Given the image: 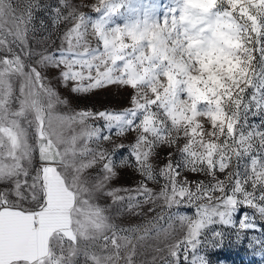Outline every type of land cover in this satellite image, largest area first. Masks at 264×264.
I'll use <instances>...</instances> for the list:
<instances>
[{"label": "snow or ice", "instance_id": "obj_1", "mask_svg": "<svg viewBox=\"0 0 264 264\" xmlns=\"http://www.w3.org/2000/svg\"><path fill=\"white\" fill-rule=\"evenodd\" d=\"M84 6L97 18L71 0H57L52 24L71 20L61 46L33 52L28 34L35 31L38 0H29L26 15H17L13 0H0V19L7 7L16 22L15 32L0 26V48L7 50L0 56V184L6 185L0 190V264H80L81 257L83 264H137V241L152 232L172 241L154 249L164 253L159 264H211L205 249L223 246L224 227L242 242L243 233L260 227L257 218L264 223V118L248 124L250 112L264 117V0H171L162 22L158 0ZM122 8L124 22L115 23ZM33 56L39 57L35 64L24 63L22 57ZM49 67L77 95L130 88L131 106L59 113L65 101L43 75ZM13 76L21 78L18 92ZM113 130L116 136L136 132L127 146L132 160L124 157L120 166H134L148 181L163 180L159 191L144 180L132 188L108 187L118 175L114 155L125 148L103 147ZM161 146L175 151L157 172L152 159ZM37 155L33 171L25 163ZM97 166L89 187L84 173ZM184 172L207 180L189 181ZM101 195L126 202L129 212L162 200V211L146 226L118 227L94 202ZM181 206L193 214L181 213ZM242 207L253 211L237 222ZM260 231L248 237V247L264 258V227Z\"/></svg>", "mask_w": 264, "mask_h": 264}, {"label": "rangeland", "instance_id": "obj_2", "mask_svg": "<svg viewBox=\"0 0 264 264\" xmlns=\"http://www.w3.org/2000/svg\"><path fill=\"white\" fill-rule=\"evenodd\" d=\"M14 5L16 7L17 15L20 13H25L26 15V7L29 0H13ZM72 4L79 8L80 12L88 13L89 18H97V13L93 12L90 7H85L84 5H92L96 4L97 0H71ZM119 2V0H116ZM135 3L136 0H133ZM161 5V9L156 13V18L161 22L163 21V5L171 3V0H158ZM40 9L34 11V19L32 24L35 27V31H30L28 34V42L31 46L33 52H39L41 50H47L48 52H53L61 46L60 37L63 35L66 28L71 23V20H66L64 23H61L57 26L52 24V7L56 5L57 0H38ZM80 6V7H79ZM67 13V9L62 10ZM124 15H115L113 20L115 23L123 24L125 15H127V9L122 8L120 10ZM7 20V23H5ZM0 26H3L5 32H7L8 28H12L13 32L16 31V22L13 20V17L9 14L7 7L5 11V17L0 19ZM114 26V25H110ZM31 27V26H30ZM11 39V38H9ZM95 42L93 41V45ZM16 51H20V49H16ZM7 50L0 48V56L6 55ZM25 64H35L36 60L39 59L38 56H33L31 59L24 58ZM26 71V69H25ZM43 75L46 77L47 81L50 83L51 87L58 93L59 97L65 101V103L57 106V111L59 113H70L85 107L94 108L95 110H100V108H109L111 110L120 111L124 108L130 107L129 98L133 94L130 88H117L116 86H111L108 89L96 92L91 95H77L71 91L70 85L62 84L60 81L58 70L54 67H49L42 69ZM11 83L15 90H19L21 78L18 76H13ZM251 93V89H249V94ZM18 107L17 104H12V109L15 110ZM31 115L27 117V119H31ZM261 115H252L251 112L248 115V124L249 125H260L262 120ZM139 120H137V123ZM90 123H93L90 121ZM100 125L103 124V121L97 122ZM21 124L23 127L28 129L27 121L21 119ZM105 134H108L105 132ZM136 132L130 131L125 136H116L115 130L112 132V141L105 142L103 147L111 151L115 145L124 144L125 148L121 149L114 155V164L115 171L118 173L110 182L109 188H132L144 180L149 188H152L156 191H159L160 186L163 184V180H160L159 183L154 181L145 180V178L136 171L134 166H120V160L124 157H127L129 160L132 158L129 156L128 145L134 142L136 137ZM205 140L211 139L208 136L204 137ZM35 137L32 134V130L28 129V142L34 143ZM181 145L184 143L183 140L180 141ZM94 147L95 144L93 143ZM175 149L168 146H161L157 150V154L153 157L152 163L155 166V170L158 172L159 168L167 162V156L169 152H174ZM177 157H174L176 159ZM248 157L243 159V162L240 165V171L243 172L245 170V166L248 165ZM26 167L31 168L34 171L35 167L39 166V158L38 155L33 157L31 163H25ZM100 171L99 166L96 168L90 169L88 172L84 173V178L89 181V187L94 183V177ZM183 175H186L189 181H197V180H207V177L204 175H196L191 172H184ZM183 178V177H181ZM220 178L223 179L224 175L220 174ZM6 185L0 184V190ZM249 190H251V186L249 185ZM120 195H126L124 192H120ZM218 194V193H217ZM259 193L257 192V195ZM95 203L100 204L101 206H105L107 211L106 214L110 217L111 222L116 224L118 227L122 228H131L132 226H146L147 222L155 217L158 213L162 211V200H157L155 205L153 204H144L141 208H137L135 212H129L126 209L125 205H121L119 203H113L112 199L108 196L101 195L96 198ZM111 205L110 207H108ZM25 207L33 206L31 203H25ZM154 207L155 210L153 212H149L148 209ZM175 211V209H173ZM181 213H186L192 215L194 209L191 207L181 206L179 208ZM252 209L242 207L236 214L235 219L239 220L244 212L252 213ZM257 224L260 227H264V223H262L259 218H257ZM260 227H258L254 232L243 233L244 239L242 242H237V237L234 235V230L228 227H224L225 237L223 240V246L205 249L208 253V259L211 264H264V258L260 255L254 253V251L248 247V237H259L261 236ZM129 233H121V235H128ZM142 232L135 233L136 236L142 235ZM181 232L179 231V225L177 224V236H179ZM172 241L169 239L167 241L161 238L160 240L155 238V233L152 232L147 238L141 241H137V264H150V261L153 256L157 257L156 264H159V257L163 256V252H155L154 249L156 247L163 248L165 243H171ZM140 245H143L141 247ZM111 251V249L109 250ZM127 249H125V252ZM123 254V253H122ZM80 264H83V258L80 259ZM120 264H124L123 261Z\"/></svg>", "mask_w": 264, "mask_h": 264}]
</instances>
